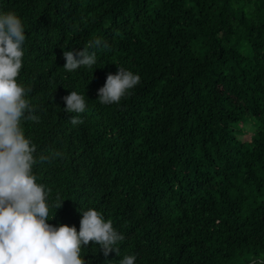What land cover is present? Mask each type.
<instances>
[{
	"label": "trees",
	"instance_id": "trees-1",
	"mask_svg": "<svg viewBox=\"0 0 264 264\" xmlns=\"http://www.w3.org/2000/svg\"><path fill=\"white\" fill-rule=\"evenodd\" d=\"M26 29L17 77L35 119L34 171L50 223L79 229L80 207L125 233L85 264H264V0H0ZM92 73L64 69L63 48L95 37ZM118 66L141 79L119 102L96 98ZM82 113L65 110L70 89ZM78 115L73 124L70 117ZM247 138L241 136L247 132Z\"/></svg>",
	"mask_w": 264,
	"mask_h": 264
},
{
	"label": "clouds",
	"instance_id": "clouds-1",
	"mask_svg": "<svg viewBox=\"0 0 264 264\" xmlns=\"http://www.w3.org/2000/svg\"><path fill=\"white\" fill-rule=\"evenodd\" d=\"M25 29L14 10H0V264H85L84 246L89 241L95 248L98 243L107 256L112 250L119 252L125 233L91 206L78 209V230L74 224L49 222L65 198L57 194L50 203V189L38 181L34 171L37 159L47 157H37L36 146L22 126L23 121L36 118L28 99L30 89L17 80L23 64ZM100 47L108 44L99 36L79 49L62 47L64 69L71 72L84 66L92 73ZM140 79L139 73L117 65L115 73H107L96 98L102 104L119 102ZM86 97L85 92L70 89L62 97L65 110L84 112ZM70 119L73 124L80 122L78 115ZM118 264H136V254L120 256Z\"/></svg>",
	"mask_w": 264,
	"mask_h": 264
},
{
	"label": "rangeland",
	"instance_id": "rangeland-1",
	"mask_svg": "<svg viewBox=\"0 0 264 264\" xmlns=\"http://www.w3.org/2000/svg\"><path fill=\"white\" fill-rule=\"evenodd\" d=\"M245 128L247 129V132H245V133L241 136L242 138H247V137L249 136V134H250V131H248L249 126H245Z\"/></svg>",
	"mask_w": 264,
	"mask_h": 264
}]
</instances>
